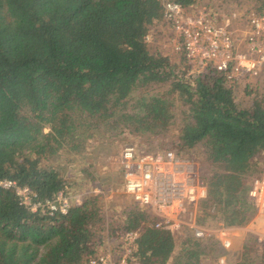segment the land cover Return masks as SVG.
Returning <instances> with one entry per match:
<instances>
[{
	"label": "trees",
	"instance_id": "16d2710c",
	"mask_svg": "<svg viewBox=\"0 0 264 264\" xmlns=\"http://www.w3.org/2000/svg\"><path fill=\"white\" fill-rule=\"evenodd\" d=\"M205 1L0 0V182L27 189L35 203L58 193L69 199L66 214H42L0 187V264H88L105 236L131 231L137 264L216 259L217 240L156 229L126 195L129 202L108 215L102 194L90 193L98 175L84 167L99 143L143 139L154 147H136L143 153H195L207 191L197 222L249 224L256 213L249 183L264 159V72L241 91V82L211 68L198 72L182 53L173 60L151 45L172 32L168 3L205 7L223 22L229 3L243 0ZM248 2L250 15L264 17V0ZM75 169L81 183L69 177ZM255 253L243 247L229 264H264Z\"/></svg>",
	"mask_w": 264,
	"mask_h": 264
},
{
	"label": "built area",
	"instance_id": "2783aa9c",
	"mask_svg": "<svg viewBox=\"0 0 264 264\" xmlns=\"http://www.w3.org/2000/svg\"><path fill=\"white\" fill-rule=\"evenodd\" d=\"M164 10L172 27L174 51L182 53L196 71L211 68L225 74L230 82H252L264 72V17L250 15L248 32L238 38L228 23L217 22L204 10L173 3L166 4ZM120 176L124 195L157 220L156 229L172 234L182 229L196 239L208 236L196 221L198 204L206 198L207 191L192 160L172 151L149 154L126 146L120 155ZM0 187L14 190L21 204L32 212L66 214L69 208V199L61 193L41 204L32 202L28 190L15 182L1 181ZM247 195L259 214H264V159L249 183ZM79 198L73 197L77 205ZM137 236V231L119 239L105 236L99 252L88 264H137L131 258Z\"/></svg>",
	"mask_w": 264,
	"mask_h": 264
},
{
	"label": "rangeland",
	"instance_id": "374dc122",
	"mask_svg": "<svg viewBox=\"0 0 264 264\" xmlns=\"http://www.w3.org/2000/svg\"><path fill=\"white\" fill-rule=\"evenodd\" d=\"M206 2L207 0L204 3ZM251 7L252 3L248 2V0H243L241 5L231 2L228 5V13L226 15L221 13L223 22L229 24V29L238 38H241L242 34L248 32L247 19L250 16L249 10ZM203 8L205 7H199L198 9L203 10ZM162 34H160L162 36L151 45L160 48L163 53L167 54L173 60H176L177 55L173 49L172 37H170L172 32L164 30V33ZM240 82L239 87L241 88V91L243 86L248 83H252L251 81L245 80ZM142 140L135 139L128 143H118L112 146L99 143V145L97 144L89 149L87 158L84 160V167L90 171H94L98 175V180L95 181V185H93L90 193L102 194V206L108 215L112 212L110 211L111 208L116 209L118 207L117 202L123 204V201L127 200L122 191L121 185L117 186V180H115L120 177L117 175H120V155L123 149L126 146H131V144H133L132 146L138 147L142 150L146 147L149 149L154 148L151 144L146 145ZM197 157L198 155L192 153L191 158L189 159L193 161L196 168H198V171H200L199 167H201V165L199 162L195 161V159H198ZM70 166L71 165H66V168H69ZM71 172L72 173L69 176L70 179H74L77 183H81V181L77 180L78 177H81V175L77 173V169L71 170ZM107 177L108 179L106 180ZM111 178L112 180L109 181ZM110 182H113L116 186H110ZM127 202L129 201L127 200ZM111 205L114 207H111ZM199 213L200 212H197L198 219L196 218V221L198 222L200 220ZM204 228L207 231V237L219 242L218 256L216 259H211V262L209 263L205 262V264L232 263L237 260L243 247H251L252 249H255L257 253L255 254L258 255L259 261L264 259V233H262V231H264V214H259L258 210H256L255 216H253L252 220L245 227L225 229L222 228L218 222L212 223L210 220H207ZM258 231H260V233H258ZM184 233L190 234L188 231L180 229L177 235L182 236ZM181 240V238H178L177 243L180 244ZM224 243H228L229 246L227 248L223 247Z\"/></svg>",
	"mask_w": 264,
	"mask_h": 264
},
{
	"label": "crops",
	"instance_id": "0c3cea01",
	"mask_svg": "<svg viewBox=\"0 0 264 264\" xmlns=\"http://www.w3.org/2000/svg\"><path fill=\"white\" fill-rule=\"evenodd\" d=\"M233 229H235V228H233ZM258 233H260V231H258ZM262 233H264V231H262Z\"/></svg>",
	"mask_w": 264,
	"mask_h": 264
}]
</instances>
